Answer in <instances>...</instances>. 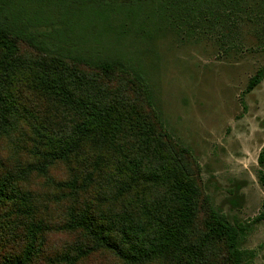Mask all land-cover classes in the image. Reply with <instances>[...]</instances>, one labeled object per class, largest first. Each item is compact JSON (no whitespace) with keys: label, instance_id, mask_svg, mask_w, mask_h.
Masks as SVG:
<instances>
[{"label":"trees","instance_id":"trees-1","mask_svg":"<svg viewBox=\"0 0 264 264\" xmlns=\"http://www.w3.org/2000/svg\"><path fill=\"white\" fill-rule=\"evenodd\" d=\"M259 5L256 0H0V46L11 56L20 45L36 52L40 60L33 63L57 73L47 76L48 89L78 115L74 126H64L45 119L36 106L29 116L24 103L5 112L14 119L0 122V264H108L109 257L117 264L168 257L187 264H246L250 252L241 243L248 225L231 220L210 196L196 199L197 184L182 181L174 165L161 166L163 140L174 143L145 65L131 52L101 42L117 37L138 42L161 31L189 38L206 30L228 47L241 14L250 17ZM259 16L264 20L261 11ZM69 67L121 79L134 102L103 104L74 95L65 86ZM263 77L260 69L248 89ZM9 145L25 157H10ZM259 164L264 186V147ZM63 166L66 174L53 172ZM157 187H164L158 197ZM197 219L206 236L195 242ZM205 243L214 251L206 263Z\"/></svg>","mask_w":264,"mask_h":264},{"label":"rangeland","instance_id":"rangeland-1","mask_svg":"<svg viewBox=\"0 0 264 264\" xmlns=\"http://www.w3.org/2000/svg\"><path fill=\"white\" fill-rule=\"evenodd\" d=\"M256 1L260 5L254 15L241 14L228 47L206 30L189 38L161 31L138 42L118 37L101 42L102 46L107 43L115 50L131 52L145 65L161 100L166 134L174 143L163 140L161 166L174 165L182 181L197 184L196 199L208 195L231 220L248 225L241 243L250 252L246 264H264V216L259 218L264 211V186L259 179V155L264 147V77L248 89L251 77L264 70V20L259 16L260 11L264 14V2L261 7L262 0ZM35 60L40 57L25 45L13 56L0 46V122L14 119L12 113L5 112L24 103L31 117L36 106L45 119L74 126L78 115L71 110L73 106L48 89L47 76L57 75L56 71L33 63ZM3 66L8 70L6 79L1 75ZM86 70L69 67L64 71L65 86L74 95L103 104L119 99L134 102L124 81ZM31 79L39 84L28 82ZM5 152L15 159L25 157L10 145ZM55 170L66 174L68 168ZM25 181L33 184V175ZM163 192L164 187L154 190L156 197ZM196 221L195 242L206 236L202 223ZM211 248L210 243L203 244L204 263L214 252ZM107 260L117 264L109 261L110 257ZM147 264L187 263L183 258L168 257Z\"/></svg>","mask_w":264,"mask_h":264}]
</instances>
